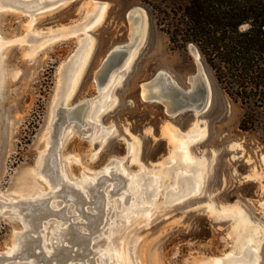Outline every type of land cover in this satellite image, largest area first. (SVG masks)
Masks as SVG:
<instances>
[{
    "label": "rangeland",
    "instance_id": "374dc122",
    "mask_svg": "<svg viewBox=\"0 0 264 264\" xmlns=\"http://www.w3.org/2000/svg\"><path fill=\"white\" fill-rule=\"evenodd\" d=\"M160 73L206 103L147 99ZM243 114L142 0H0V264H264V117Z\"/></svg>",
    "mask_w": 264,
    "mask_h": 264
},
{
    "label": "trees",
    "instance_id": "16d2710c",
    "mask_svg": "<svg viewBox=\"0 0 264 264\" xmlns=\"http://www.w3.org/2000/svg\"><path fill=\"white\" fill-rule=\"evenodd\" d=\"M142 1L173 47L199 48L218 84L241 103L240 129H253L264 117V0Z\"/></svg>",
    "mask_w": 264,
    "mask_h": 264
},
{
    "label": "water",
    "instance_id": "95a60500",
    "mask_svg": "<svg viewBox=\"0 0 264 264\" xmlns=\"http://www.w3.org/2000/svg\"><path fill=\"white\" fill-rule=\"evenodd\" d=\"M139 10H135L134 13H139ZM140 36V32L138 34H135V41H138ZM133 47V44L130 47H119L117 49H114L110 52L108 57L105 59L100 71L98 72V78L100 80V84L102 83V79L104 78L105 81H108V79L111 78V75L113 71L120 69V67L126 62V60L129 58L130 55V48ZM156 80L160 82H167L168 78H166L164 73H160L156 78H154L151 82V85L156 82ZM203 81H197L194 87H192L188 91H182L178 87H176L174 84L167 82L165 87V93L169 95L170 99H173L175 105H172V113H175L177 111H180L181 109H184L186 107H195V108H201V105L206 103V95H203L200 97V90L202 89ZM102 87V86H101ZM79 110L72 109L67 110V115H71L69 118L70 122L76 120L77 118V112ZM49 213L51 214L52 211L49 208ZM46 215V214H44ZM48 216V215H47ZM36 224H31V229L37 230L35 227ZM30 231V232H32Z\"/></svg>",
    "mask_w": 264,
    "mask_h": 264
},
{
    "label": "bare ground",
    "instance_id": "6f19581e",
    "mask_svg": "<svg viewBox=\"0 0 264 264\" xmlns=\"http://www.w3.org/2000/svg\"><path fill=\"white\" fill-rule=\"evenodd\" d=\"M134 15H135V13L133 12L131 14V17H133ZM117 79H119V78H117ZM166 83L165 82L162 83V82H160L158 80H156V82L154 84H152V85H151V82L145 83L144 84V96L147 99L148 98H155V99H160V100L164 101L168 105V109L170 110L172 105H175V103H174L173 99H170L169 95H167L165 93L166 92L165 91V87L167 86ZM84 105L83 106L86 108L87 105L86 104H84ZM72 109H74V108H71L70 110H72ZM70 117H71V115H69V118ZM87 185H89V184H87Z\"/></svg>",
    "mask_w": 264,
    "mask_h": 264
}]
</instances>
